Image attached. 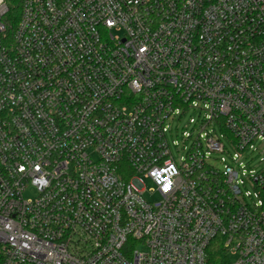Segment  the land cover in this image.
Segmentation results:
<instances>
[{
  "label": "built area",
  "instance_id": "2783aa9c",
  "mask_svg": "<svg viewBox=\"0 0 264 264\" xmlns=\"http://www.w3.org/2000/svg\"><path fill=\"white\" fill-rule=\"evenodd\" d=\"M8 12L0 264H264V0Z\"/></svg>",
  "mask_w": 264,
  "mask_h": 264
},
{
  "label": "rangeland",
  "instance_id": "374dc122",
  "mask_svg": "<svg viewBox=\"0 0 264 264\" xmlns=\"http://www.w3.org/2000/svg\"><path fill=\"white\" fill-rule=\"evenodd\" d=\"M190 115H193V116H196L197 117V112H195L194 110H191L190 112H189V114L187 115V117L185 118V124L187 125V127H189V125L187 124V120H188V116H190ZM189 130H190V128H188ZM181 133H182V130L179 128V130H178V135H179V137H181ZM175 135H177V134H175ZM257 145H258V147H260V151H261V154H259L258 153V151H256L254 154V158H255V161H259V159H261L262 157H264V146L262 145V143L261 142H258L257 143ZM228 148H229V151L232 153L233 151H234V149H233V147L232 146H228ZM223 156H225L227 159H229V156L226 154V155H223ZM219 166H221L222 167V165L221 164H219ZM145 183H146V185L148 186V187H151L152 186V182L150 181V180H148V179H146L145 180ZM138 249H140V248H138ZM230 258H231V260H235V255H233V254H230Z\"/></svg>",
  "mask_w": 264,
  "mask_h": 264
},
{
  "label": "trees",
  "instance_id": "16d2710c",
  "mask_svg": "<svg viewBox=\"0 0 264 264\" xmlns=\"http://www.w3.org/2000/svg\"><path fill=\"white\" fill-rule=\"evenodd\" d=\"M9 6V12L6 17L7 21L16 23L20 15V0H6ZM0 261H1V251H0Z\"/></svg>",
  "mask_w": 264,
  "mask_h": 264
}]
</instances>
